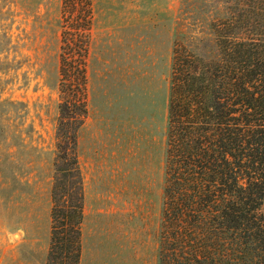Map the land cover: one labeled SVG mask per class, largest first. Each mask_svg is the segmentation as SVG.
<instances>
[{"label": "rangeland", "instance_id": "obj_1", "mask_svg": "<svg viewBox=\"0 0 264 264\" xmlns=\"http://www.w3.org/2000/svg\"><path fill=\"white\" fill-rule=\"evenodd\" d=\"M80 264H159L175 42L217 57L244 0H92ZM63 0H0V264H46ZM86 193V191H85Z\"/></svg>", "mask_w": 264, "mask_h": 264}, {"label": "trees", "instance_id": "obj_2", "mask_svg": "<svg viewBox=\"0 0 264 264\" xmlns=\"http://www.w3.org/2000/svg\"><path fill=\"white\" fill-rule=\"evenodd\" d=\"M92 0H63L46 264H80ZM217 57L173 48L159 264H264V0L215 27Z\"/></svg>", "mask_w": 264, "mask_h": 264}, {"label": "crops", "instance_id": "obj_3", "mask_svg": "<svg viewBox=\"0 0 264 264\" xmlns=\"http://www.w3.org/2000/svg\"><path fill=\"white\" fill-rule=\"evenodd\" d=\"M82 170H83V169H82ZM83 174H84V172H83ZM84 175H85V174H84ZM84 180H85V177H84ZM88 189H89V188H88V186L86 185V186H85L86 194H87V192H88Z\"/></svg>", "mask_w": 264, "mask_h": 264}]
</instances>
